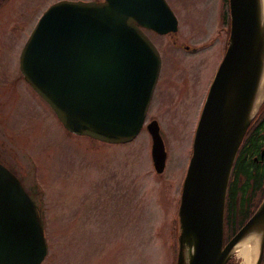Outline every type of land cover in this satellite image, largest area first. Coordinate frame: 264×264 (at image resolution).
<instances>
[{"label":"water","instance_id":"water-1","mask_svg":"<svg viewBox=\"0 0 264 264\" xmlns=\"http://www.w3.org/2000/svg\"><path fill=\"white\" fill-rule=\"evenodd\" d=\"M228 33L193 128L175 210L174 264H225L251 237L259 261L264 196L222 244L228 180L241 140L264 103V29L259 0H227ZM157 18V19H156ZM161 21V23H159ZM173 31L164 0H57L39 15L18 54V70L74 135L124 143L140 130L159 69L142 32ZM263 97V100H262ZM153 171L165 151L154 120L146 124ZM47 251L34 203L0 164V264H39Z\"/></svg>","mask_w":264,"mask_h":264},{"label":"rangeland","instance_id":"rangeland-1","mask_svg":"<svg viewBox=\"0 0 264 264\" xmlns=\"http://www.w3.org/2000/svg\"><path fill=\"white\" fill-rule=\"evenodd\" d=\"M54 1L0 0V163L38 211L47 247L39 264H171L168 232L192 132L222 56L215 21L219 0H166L180 18L178 41L214 40L212 46L185 51L174 48L167 34H151L165 55L147 110L158 116L166 151L158 174L144 127L123 144L70 134L19 80L20 49Z\"/></svg>","mask_w":264,"mask_h":264},{"label":"flooded vegetation","instance_id":"flooded-vegetation-1","mask_svg":"<svg viewBox=\"0 0 264 264\" xmlns=\"http://www.w3.org/2000/svg\"><path fill=\"white\" fill-rule=\"evenodd\" d=\"M164 2L167 4L166 0H164ZM167 6L175 19V29L173 31L159 33L157 31L152 30L150 27L141 28L142 32L152 43L159 56V69L157 72L156 80L154 82L151 95L148 101V105L145 111V115L143 118V122L141 125V129L144 127L147 133L148 131L146 129V124H148L152 120H154L158 125V132L160 130L158 116L147 115V110L151 102V98L153 97V94L156 90V87L161 81L160 77H161V73L163 72L162 65L163 62H165V55L162 53L158 45L154 43L151 34L157 37L164 36L167 34L170 37V44L174 46V48H182V50L191 51V52H197L198 50L212 46L214 44V40L211 41L207 39L202 40L196 44L180 43L175 34L180 18H178V13L176 11L175 13H173L168 4ZM215 21L217 23L216 38L218 39L217 41L219 42L218 54L220 56L224 51L225 41L228 33L229 19H228V11H227V0L218 1ZM159 23H161V21ZM220 32H221V37H220ZM18 78L22 83H24L27 86V84L23 81L20 73ZM253 119H254L253 123L251 124L249 130L251 131L255 128H257V130L256 132L251 131L249 133L244 134L243 137L245 138V140L244 138H242L234 158L235 160L239 149L242 148V151L244 152L242 155L243 161H239V165L237 168L238 173L235 179L234 177L231 178L234 165H232L231 168V173L228 182H230V180H232V182L231 184L228 183L227 185L225 202H224V212L222 219V244L226 243L229 240V238L246 222V220L251 216V214L259 205V203L261 202L264 196V103L261 106L259 112L255 115ZM233 254L234 255L230 257L232 259L229 258L225 262V264H234V263L240 264V257L239 256L237 257L235 253ZM257 264H264V235L261 246V253Z\"/></svg>","mask_w":264,"mask_h":264},{"label":"bare ground","instance_id":"bare-ground-1","mask_svg":"<svg viewBox=\"0 0 264 264\" xmlns=\"http://www.w3.org/2000/svg\"><path fill=\"white\" fill-rule=\"evenodd\" d=\"M259 16H260L262 27L264 29V0H259ZM258 88H259L260 93L262 92V89L264 88V58H263V69L261 71V77L259 79ZM236 251L239 257L242 258V261H243L242 264H253V261L257 253V243L254 241V238L248 237L244 239V241H241L236 246Z\"/></svg>","mask_w":264,"mask_h":264},{"label":"trees","instance_id":"trees-1","mask_svg":"<svg viewBox=\"0 0 264 264\" xmlns=\"http://www.w3.org/2000/svg\"><path fill=\"white\" fill-rule=\"evenodd\" d=\"M254 120V119H253ZM253 120H252V122L250 123V125L248 126V128H247V130H246V132H245V134L246 133H249V132H256V130H257V128H255V129H253V130H249V128H250V126H251V124L253 123ZM244 138V137H243ZM244 140H245V138H244ZM243 151H242V148L241 149H239V151H238V154H237V156H236V159L234 160V163H233V165H234V169H233V171H232V176H231V178H233L234 177V179H235V177H236V175H237V173H238V170H237V168H238V165H239V161H243ZM248 165V164H247ZM231 182H232V180H230V182H228L229 184H231ZM229 188V187H228ZM229 194H230V192H229ZM177 202H178V199H177V201H176V206H177ZM176 206H175V209H176ZM169 236H170V239L172 240V244L175 242V236H174V234H175V216H173V218L171 219V222H170V228H169ZM171 244V255H172V260H171V264H174V245H172Z\"/></svg>","mask_w":264,"mask_h":264}]
</instances>
